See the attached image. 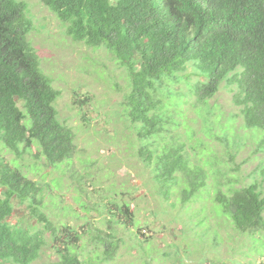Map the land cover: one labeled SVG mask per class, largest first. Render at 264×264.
Here are the masks:
<instances>
[{
	"label": "trees",
	"instance_id": "1",
	"mask_svg": "<svg viewBox=\"0 0 264 264\" xmlns=\"http://www.w3.org/2000/svg\"><path fill=\"white\" fill-rule=\"evenodd\" d=\"M40 1L74 40L106 50L124 69L127 83L119 114L135 137L134 156L152 167L162 196L178 195L187 203L212 193L214 210L205 205L203 211L199 209L204 213L198 212L197 224L190 223L206 225L217 205L222 219L252 236L255 250L263 248L264 166L261 182L237 179L241 185L236 186L231 179L224 180L227 163H236L243 144L224 128L223 113L217 114L210 101L223 86L235 89L240 111L231 114L226 125L242 116L241 127L264 130V0ZM28 8L24 0H0V143L16 156L0 157L4 188L0 264H33L48 246L60 258L50 264H91L77 250L83 234L93 232L91 226L78 229L54 222L44 210L46 187L59 188V178L46 184L35 180L20 161L30 154L46 166L74 170L80 183L85 177L75 173L77 134L62 120L57 106L62 89L42 67L41 55L29 38L35 25ZM74 94V103L81 108L91 100L88 95L81 98L78 89ZM189 105L198 108L203 120L199 132L227 147L223 158L196 137L195 127L183 123ZM82 112L88 124L89 117ZM258 145L264 150V137ZM32 167L38 169L37 163ZM211 173L213 185L207 182ZM104 200L109 222L117 216L135 222L130 202L120 204L107 196ZM25 204L26 217L13 223L16 205ZM82 206L90 212L86 203ZM142 230L139 233L144 235ZM96 236L105 245L103 259L112 258L117 248L114 236Z\"/></svg>",
	"mask_w": 264,
	"mask_h": 264
},
{
	"label": "rangeland",
	"instance_id": "2",
	"mask_svg": "<svg viewBox=\"0 0 264 264\" xmlns=\"http://www.w3.org/2000/svg\"><path fill=\"white\" fill-rule=\"evenodd\" d=\"M24 1L28 3L35 25L29 38L41 55L42 67L53 78L54 85L62 89L57 103L60 117L77 134L75 173L85 177L80 183L73 177L74 170L65 167L64 173L62 168L46 166L43 160L30 154L20 161L24 164L23 171L35 180L46 184L59 178V188L46 187L44 210L54 222L68 223L78 229L85 224L91 226L88 228L93 232H85L79 242L77 250L81 258L90 260L91 264H264V247L255 250L252 236L236 231L232 222L222 219L223 212L217 205L206 225L194 227L198 212L204 213L202 207L206 205L214 210L210 199L212 193H205L203 198L187 203L180 201L178 195L172 194L168 199L162 196L153 179L152 167L134 156L131 143L135 137L119 114L126 92L124 69L110 58L106 50L74 40L40 0ZM75 89L79 90L81 98L84 95L91 98L83 108L74 103ZM234 93L235 89L223 86L210 105L217 114L223 113L224 128L243 144L235 158L237 164L227 163L228 175L224 178L239 186L241 182L237 179L246 184L262 180L264 150L258 144L264 137V130L241 127L242 116L226 125L231 114L240 111L235 105ZM83 109L89 117L88 124H85ZM182 119L185 126L188 123L198 130L197 138H203L208 142L206 146L223 158L227 147L199 132L203 120L196 106L189 105ZM0 157L16 159L1 143ZM227 161H230L228 156ZM34 163L38 169L32 167ZM222 178L217 176L219 180ZM213 181L214 173H211L207 182L213 185ZM3 189L0 186V198ZM104 196L120 204L130 202L135 222H126L123 216L109 222L108 208L102 205L103 201L106 202ZM82 203L90 207L89 213L83 209ZM26 212V204L16 205L12 222L22 221ZM191 221L196 222L191 224ZM140 228H143L144 235L139 233ZM98 234L106 239L112 234L116 239L117 248L112 258L103 259L105 245L99 243L101 240L96 241L98 236L95 238V235ZM59 260L55 250L48 246L33 264L57 263Z\"/></svg>",
	"mask_w": 264,
	"mask_h": 264
}]
</instances>
